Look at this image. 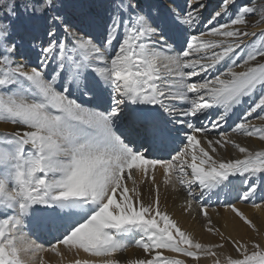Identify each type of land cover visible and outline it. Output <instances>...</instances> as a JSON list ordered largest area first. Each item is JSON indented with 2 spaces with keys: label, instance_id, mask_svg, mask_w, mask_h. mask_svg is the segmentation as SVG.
Returning <instances> with one entry per match:
<instances>
[{
  "label": "snow or ice",
  "instance_id": "1",
  "mask_svg": "<svg viewBox=\"0 0 264 264\" xmlns=\"http://www.w3.org/2000/svg\"><path fill=\"white\" fill-rule=\"evenodd\" d=\"M62 7L59 0L25 4L29 17L38 22L33 31H39L30 37V51H25L24 37L17 40L14 25L0 23V122L14 126L0 133V264H32L46 251L60 256V246L77 255L82 250L111 258L75 264H120L115 254L130 244L152 257L132 264H187L160 250L194 259L198 253L216 256L213 249L222 244L195 242L162 210L159 186L149 170L160 166L165 184L173 183L174 176L189 197L194 196L193 185L201 196L235 190L237 177L247 181L239 199L249 201L258 188L264 192V151L222 140H207L208 150L198 148L196 134L208 129L179 119L198 118L217 108L211 124L217 129L256 95L232 131L264 140V128L247 119L259 110L257 118L264 120V62L250 65L264 58V32L238 27L249 16L264 18V7H237L235 0H222L212 19L232 15L209 34L231 42L203 40L205 33L187 35L199 20L202 0H190L187 11L164 9L148 0H113L106 20L89 18L83 26ZM5 11L11 19L16 5L8 4ZM249 36L257 39L246 42ZM242 48L247 51L237 61ZM222 63L226 71L207 77ZM244 65L250 66L234 70ZM177 124L191 131L181 137L184 129ZM177 141L182 148L175 146ZM229 142L245 154L242 159L210 154ZM134 171L155 186L156 195L147 203ZM259 200L264 203V196ZM191 204L189 200L188 208ZM253 204L260 207L255 200ZM225 206L258 231L234 203ZM202 215L208 218L207 207ZM207 230L231 243L242 257L229 258L228 264H264L259 243H253L256 250L249 254L248 242L225 237L213 227ZM41 232L54 242H39Z\"/></svg>",
  "mask_w": 264,
  "mask_h": 264
},
{
  "label": "bare ground",
  "instance_id": "2",
  "mask_svg": "<svg viewBox=\"0 0 264 264\" xmlns=\"http://www.w3.org/2000/svg\"><path fill=\"white\" fill-rule=\"evenodd\" d=\"M170 3V1H167ZM172 3V2H171ZM171 5V4H170ZM169 6V5H168ZM174 6V5H173ZM98 17H103L104 15L101 12L95 13ZM264 29V24L259 26L258 28L252 30V33L259 32ZM38 47V45L36 44ZM25 51H30L27 44H25ZM20 62H23L24 58L21 57ZM35 59L32 57V63H35ZM248 65H244L241 71L246 70ZM51 71V68L49 69ZM250 123V122H249ZM258 128H264V120L258 119L256 121ZM252 125V123H250ZM14 128L11 124H6L4 122H0V130L2 131H12ZM236 133V132H235ZM232 133L228 136L222 137H211L209 139H203L202 144L200 147H204L206 150L209 149V145L207 144V140H221V138H225L222 141H231L235 143H239L242 147L248 148L252 152L256 151H264V140L258 138V136L250 137L252 140L247 139L248 136L246 135H236ZM246 141V142H245ZM216 152L211 153L214 155L216 159H234V158H243L245 154L240 153L237 148L233 146V143H224L223 147L215 146ZM190 154L191 150L189 151V156L187 159L190 161ZM157 174H155L156 178V185L159 186V197H160V205L162 210H166L169 215L177 222L178 226L184 230L185 232L189 233L192 239L195 242H199L203 245H217L222 244L223 247L214 248L213 251L216 252V256L205 255L203 253H198L199 258H201V264H228L229 258H242L237 251L234 249L233 245L228 241L222 239V237L216 232H209L207 230L208 227H213L219 229L220 232L223 233L225 237L231 236L237 240L246 241L249 244V248H253V243H259L262 247H264V203H260V207H254L253 200L254 198L250 199L249 201H244L239 199L237 203H235L236 207L240 209L253 223L256 225V230H251L246 224H244L239 217L236 216L230 209L225 206H213L207 207L208 210V218L212 221V224L209 225L207 223V219L202 215L199 210L197 201L193 200L192 197H189L186 193V188L179 185L178 182L175 181L173 176V183L165 184L164 182V172L159 167ZM149 173L152 174V172ZM136 176L137 185H139L138 190L142 193V198L147 203L148 201L154 199L156 195V189L154 185H149L151 182H146L141 175L138 173H133ZM149 174V175H151ZM243 178V177H241ZM250 180L253 178H249ZM247 186V181L242 179ZM259 183V181H257ZM130 185V184H129ZM197 187V186H196ZM194 189V187H193ZM196 192H201L200 188H195ZM245 190V188H244ZM244 190H241L243 193ZM235 195L234 190H228V193ZM223 191L213 190L212 193L207 194L205 196H221ZM191 200V208H188V201ZM256 233V234H255ZM254 241V242H251ZM258 241V242H257ZM134 245V244H130ZM135 246V245H134ZM134 246L128 248L125 251H121L115 254V258L118 259L122 264H132L133 261L141 260V259H149L152 258L148 254H146L143 249L141 248H134ZM129 247V246H128ZM61 255L57 256L55 253L51 251H46L43 253H39L37 255L36 260L32 261V264H39L42 260L44 264H75L77 260L81 262L89 260H96V257L90 256L88 253H84L82 250L79 254H75L70 252L64 246H60L59 249ZM165 257L176 258L186 261H191L192 259L186 258L183 255L175 252H170L167 250H160ZM164 251V252H163ZM173 253L174 255L172 256ZM250 254V253H249ZM146 257H143V256ZM105 259H111L104 257ZM198 259H194L193 262H199ZM131 259V262L129 261ZM200 264V263H198Z\"/></svg>",
  "mask_w": 264,
  "mask_h": 264
},
{
  "label": "rangeland",
  "instance_id": "3",
  "mask_svg": "<svg viewBox=\"0 0 264 264\" xmlns=\"http://www.w3.org/2000/svg\"><path fill=\"white\" fill-rule=\"evenodd\" d=\"M73 1L74 0H59V2L63 5L62 11L64 9H68L71 12L75 13L77 18L82 19V20L83 19L88 20L89 17H92V15L97 16V14H95V11L98 9L99 10L101 9V14L104 15V18L106 17V11H104V8L102 9L99 7H95L94 5L91 6L89 1H87L85 4L82 1H79L76 3H74ZM167 1H170V3H168ZM103 2H104V4H106L105 10L106 9L111 10L113 0H104ZM116 2L119 3V0H116ZM148 2L158 4L161 8H164V9L174 8V9H176V11H180V10L187 11L190 0H148ZM26 3H29V0H0V23L7 24V25H14L17 40L19 41L20 37H24V44L28 45L31 35H39V31L38 30L33 31V29L37 28L38 22L29 17V12L25 10V4ZM202 3L204 4V8L200 9L199 20L196 24L201 23V24H205V25H203L204 26L203 29H197L196 32L194 30L193 32L195 33V35L200 37L201 33H205L206 35H204L202 37L203 40H206L207 38H208V40H213L214 38H216L217 40H227V41L231 42V38L211 36L209 33H210L212 28L218 27L221 24L227 22L229 20V17L232 15V12L230 11L228 16H222L221 18H217V19L213 20L212 16L215 13V11L220 10L222 0H202ZM8 4H15L16 5V16L12 17L11 19L9 18L8 14L5 11V8ZM235 4L237 7L241 6V5H251V6L260 8V7H264V0H235ZM229 7L231 8V4H229ZM87 13H88V17H87V15H85ZM99 19L102 20V18H99ZM247 21L248 22L246 25H241L238 27H241L243 30L248 31L250 33H252V30H254V29L258 28L259 26H261L262 24H264V18H262L258 14L247 17ZM81 25H83V24H81ZM194 26H192V27H194ZM261 32H264V29ZM261 32H259V33H261ZM259 33H257V34H259ZM25 39H28V40H25ZM255 39H257V37L249 36V37L245 38V41L251 42L252 40H255ZM39 43L40 42L37 41L38 45H39ZM203 51H205V50H203ZM207 51L209 52L211 50H207ZM238 52H240V51H237V53ZM209 54H210V52H209ZM32 57H33V59H35L36 55L33 54ZM262 61H264V58H260V57L257 58L258 63L262 62ZM250 65H252V64H250ZM250 65H248V66H250ZM239 68L243 69V67H239ZM250 123H252V126H254L256 124V122H250ZM0 132H6V131L0 130ZM7 132H10V131H7ZM247 139L252 140L249 136L247 137ZM148 186H150V185H148ZM251 242H254V241H251ZM132 246H134V245H129V247H127L125 250H127L128 248H130ZM261 248H264V247L261 246ZM254 250H256V249H254V248L248 249L249 253H251ZM170 254H172V256L174 255L173 253H170ZM143 257H146V256L144 255ZM180 259H182V258L180 257ZM190 259H192V262L187 261V264H190V262L192 264H198V263L201 264L202 263L201 258H199V262H197V263L193 262L194 258H190ZM233 259H236V258H233ZM129 261L131 262V259Z\"/></svg>",
  "mask_w": 264,
  "mask_h": 264
}]
</instances>
